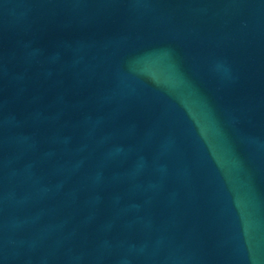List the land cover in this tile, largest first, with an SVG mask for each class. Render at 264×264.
I'll return each instance as SVG.
<instances>
[{
  "label": "water",
  "instance_id": "water-1",
  "mask_svg": "<svg viewBox=\"0 0 264 264\" xmlns=\"http://www.w3.org/2000/svg\"><path fill=\"white\" fill-rule=\"evenodd\" d=\"M0 264H264V0H0Z\"/></svg>",
  "mask_w": 264,
  "mask_h": 264
}]
</instances>
